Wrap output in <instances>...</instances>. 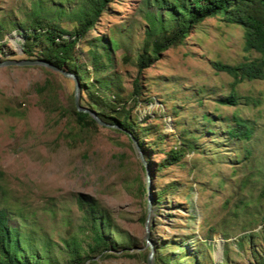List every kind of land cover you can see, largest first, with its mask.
Returning <instances> with one entry per match:
<instances>
[{
  "label": "rangeland",
  "instance_id": "obj_1",
  "mask_svg": "<svg viewBox=\"0 0 264 264\" xmlns=\"http://www.w3.org/2000/svg\"><path fill=\"white\" fill-rule=\"evenodd\" d=\"M80 6V0H0V24L7 29L0 31V63L27 58L16 25L33 9L68 14ZM147 8L155 10L146 0H112L87 36L93 41L110 33L119 36L122 46L113 50L109 71L113 89L127 99L136 74L133 61L145 36ZM59 23L69 28L75 24L66 16ZM242 32L219 15L207 17L139 73L143 100L132 113L141 120L146 143L153 145L145 149L152 167L148 239L153 259L157 252L161 260L168 257L174 264H254L264 255V78L238 83V104H222L219 99L229 95L232 77L211 64H236L260 56L243 50ZM82 47H88L86 41ZM125 53L130 60L123 59ZM46 78L57 84L61 103L66 104L73 94L72 78L43 65L0 64V192L4 190L9 202L8 223L24 226L38 239V246L39 240L49 238L53 242L49 255L66 264L65 241L85 245L82 211L76 202L84 195L112 220L114 249L108 256L97 255L95 264H147L148 197L139 191L147 178L133 141L98 123L87 138L71 145L64 133L72 125L77 131V126L57 113L47 114L38 104L35 88ZM233 114L252 124L250 140L236 141L227 134ZM183 139H190L193 148L156 170L166 151ZM158 190L163 197L156 203L151 195ZM253 231H258L253 237L244 235Z\"/></svg>",
  "mask_w": 264,
  "mask_h": 264
},
{
  "label": "trees",
  "instance_id": "obj_2",
  "mask_svg": "<svg viewBox=\"0 0 264 264\" xmlns=\"http://www.w3.org/2000/svg\"><path fill=\"white\" fill-rule=\"evenodd\" d=\"M111 1L80 0L79 9L68 14L64 11L47 14L41 13L37 8L33 9L24 21L16 25L22 36L20 49L26 54L27 59L45 60L72 72L79 83L81 105L94 110L103 122L114 124L111 128L125 133L130 140L132 136L142 151L148 171H152L145 149L153 145L146 143L143 136L146 133L141 120L136 113H132L133 107L143 100L140 71L153 62L159 52L180 44L190 28L198 22L219 15L225 22L237 24L242 28L244 51L254 50L260 54L259 57L246 58L236 64L211 62L215 70L224 71L232 77L229 95L220 98L219 102L226 105L238 104L237 84L245 79L264 78V0H146V4L155 10L150 11L147 8L144 12L145 36L133 61L136 74L130 82L129 99L125 98L119 89H113L115 83L111 77V70L109 71L114 66L113 50L122 46L119 36L110 33L109 37H101L96 41L87 39L88 32L94 27L98 16ZM63 16L73 19L75 24L70 28L61 25L59 19ZM3 30L7 29L1 23L0 31ZM85 41L88 47L84 49L82 44ZM122 57L124 60L131 59L126 53ZM35 91L39 95L38 104L47 114L57 113L77 126V131L71 129L72 125L64 133V136L70 139L71 145H75L79 138L80 140L87 138L88 130L97 126L98 122L89 113L76 108L73 94L67 98L69 100L66 104L61 103L57 84L53 80L46 78L41 84L36 85ZM83 94L86 95V101ZM253 130L248 119L233 114L232 123L227 127V134L236 141L246 142L251 139ZM183 132L189 131L184 128ZM158 138H163L162 133L158 134ZM155 143L156 141L154 145ZM192 148L193 143L190 139L178 141L173 148L166 151V156L155 169L159 170L178 161ZM140 164L144 169L141 160ZM139 191L141 195L146 194V182L139 184ZM5 194L4 190L0 192V264H60L49 255V249L53 244L49 238L39 240L38 246V239L30 235V232H26L22 228L24 226L8 223L12 214ZM162 197V190L152 191L153 202L159 203ZM76 202L82 211L81 227L85 230L86 239L85 245L73 239L65 241L68 248L66 264H85L87 260V264H95L97 255L108 256L112 254L109 250L114 249V243L110 239L112 220L94 199L78 195ZM261 227L264 233V218ZM257 233L258 231H253L244 235L253 237ZM38 253L43 256H39ZM174 263L175 260L168 257L161 260V255L156 252L154 264ZM254 264H264V255Z\"/></svg>",
  "mask_w": 264,
  "mask_h": 264
},
{
  "label": "water",
  "instance_id": "obj_3",
  "mask_svg": "<svg viewBox=\"0 0 264 264\" xmlns=\"http://www.w3.org/2000/svg\"><path fill=\"white\" fill-rule=\"evenodd\" d=\"M0 64H17V65H34V64H37V65H43V66H46V67H48L54 71L60 72L64 76L72 78L74 81L73 95H74V103H75L76 108L79 111H84V112L89 113L101 125L109 126V127L114 126V124H109V123L103 122L102 120L99 119V117L96 115L94 110H91L88 107L82 106L79 103V83H78L76 76L72 72H68L66 70H63V69L53 65L52 63L45 61V60H41V59L22 58V59L3 60ZM131 140L133 141L134 146H135V148L138 152V155L140 157V160L144 166L145 176L147 178L146 179V196L148 198H147V212H146V216H145V220H144V226H145V244L147 245L149 252H148L147 257H146V263L147 264H154L153 246H152L150 239H148L149 221H150V216H151L150 203H149L150 193H149V186H148V166H147L146 160L144 159L142 151L140 150L136 140L132 136H131Z\"/></svg>",
  "mask_w": 264,
  "mask_h": 264
}]
</instances>
